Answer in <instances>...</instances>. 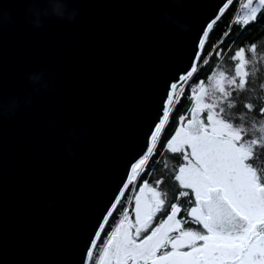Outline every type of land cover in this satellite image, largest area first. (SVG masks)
Returning a JSON list of instances; mask_svg holds the SVG:
<instances>
[{
	"label": "water",
	"instance_id": "95a60500",
	"mask_svg": "<svg viewBox=\"0 0 264 264\" xmlns=\"http://www.w3.org/2000/svg\"><path fill=\"white\" fill-rule=\"evenodd\" d=\"M59 2L0 0V264H82L221 0Z\"/></svg>",
	"mask_w": 264,
	"mask_h": 264
},
{
	"label": "snow or ice",
	"instance_id": "6c2138e0",
	"mask_svg": "<svg viewBox=\"0 0 264 264\" xmlns=\"http://www.w3.org/2000/svg\"><path fill=\"white\" fill-rule=\"evenodd\" d=\"M233 3L221 0L218 14L200 30L190 62L170 80L144 149L130 163L126 182L98 222L82 264H264V171L256 164H264V123L248 119L255 112L264 118V101L240 104L253 66L257 80L264 72V45L236 44L250 25L264 22V0H242L240 14L230 18L218 41L209 45ZM234 28L240 35H234ZM210 64L206 79L198 80ZM184 100L191 107L165 141L171 117ZM172 156H181L183 162L177 164ZM157 166L160 174L154 185L140 184ZM168 182L174 189L171 198L163 187ZM129 193L135 201L134 222L124 207ZM117 210L123 219L101 244ZM236 217L242 221L238 229L216 230L217 224L230 225Z\"/></svg>",
	"mask_w": 264,
	"mask_h": 264
},
{
	"label": "trees",
	"instance_id": "16d2710c",
	"mask_svg": "<svg viewBox=\"0 0 264 264\" xmlns=\"http://www.w3.org/2000/svg\"><path fill=\"white\" fill-rule=\"evenodd\" d=\"M239 1L240 0H234V3L230 6V8L227 10L226 14L222 17L221 21L216 25L215 29L213 30L210 39H209V45L215 43L218 41V39L221 37L222 32L226 30V25L228 24L230 18H234L235 15H239ZM234 35H240L234 28L233 30ZM233 37L230 36L229 40H231ZM243 42L245 45H250L252 43H255L259 46L264 45V22H261L258 25H250L248 30L245 31L242 35H240V40H237L236 44L239 46ZM227 43V41H226ZM262 52H264V49H261ZM255 60L253 61V64L255 65ZM260 64L264 66V60L260 61ZM213 65H207L203 67V71L199 74L198 80L199 79H206V76L204 73L209 72V69ZM250 86L248 87L247 91L242 94V99L240 100V104H242L245 101H251L255 103L256 99L259 98L261 101H264V72L260 73V79L257 80L256 78V68L253 66L251 69V75H250ZM190 105V102L188 100H184L181 105L178 106L176 113L174 116L171 117V123L169 127L167 128V131L165 133L164 139L165 141L174 134L175 129L179 123V116L182 114H185L186 109H188ZM241 108H238L237 111H240ZM248 119L249 121H252L253 119L259 120V122L264 123V118L260 117L259 112L255 113H249L248 114ZM171 159H176V156H172ZM257 166L264 171V164H262L259 160L256 161ZM150 165V169H151ZM160 173V168L157 166L156 171L150 175L149 183L150 182H155L157 179V176H159ZM144 178H142L139 183L142 182ZM136 191V189H135ZM128 199L129 203H125L124 207H127L130 209L132 205V196L131 193L128 194ZM122 215V210H117L116 213L110 218V224L109 227L107 228L102 240L101 244L105 240V237L109 232L112 230L113 224L116 222V220Z\"/></svg>",
	"mask_w": 264,
	"mask_h": 264
},
{
	"label": "clouds",
	"instance_id": "9594fccd",
	"mask_svg": "<svg viewBox=\"0 0 264 264\" xmlns=\"http://www.w3.org/2000/svg\"><path fill=\"white\" fill-rule=\"evenodd\" d=\"M174 3H176L178 6H182L184 3V0H174ZM28 11L34 12L35 14L39 15V13L36 12V10L29 9ZM53 14L56 15L60 19H67L69 22H72L75 20L76 16L78 15V10L67 9L66 8V0H60V2L57 3L56 6L54 7ZM164 18L166 21L172 23L173 26H175L176 28H178L181 31L187 32L189 30V25L187 23L180 21L179 19L173 17L171 14H169L167 12L164 13ZM33 26L41 27L42 23L39 19H37L34 22ZM41 75L42 74L31 75L29 77V79L33 82H38L41 79ZM68 155L69 156L74 155V153L71 151L70 147L68 148ZM49 206H50V204H49Z\"/></svg>",
	"mask_w": 264,
	"mask_h": 264
},
{
	"label": "flooded vegetation",
	"instance_id": "af4514ba",
	"mask_svg": "<svg viewBox=\"0 0 264 264\" xmlns=\"http://www.w3.org/2000/svg\"><path fill=\"white\" fill-rule=\"evenodd\" d=\"M176 159L177 160H175L174 159V161L177 163V164H179V163H181V162H183L182 161V157L181 156H176ZM160 174V173H159ZM143 180H142V182L141 183H144L145 181H148L149 182V179H150V175H148V174H145L144 176H143ZM157 178H158V176H157ZM154 183L155 182H150L149 184L150 185H154ZM163 187H165L166 189H168L169 190V192H170V198H171V193L173 192V186H172V184H171V182H168V183H166ZM192 199H194V196L192 197ZM187 198H182V200H181V203H182V205H187ZM240 222V221H239ZM186 227H189V228H194V229H199L200 228V226H198V225H195V224H188Z\"/></svg>",
	"mask_w": 264,
	"mask_h": 264
},
{
	"label": "rangeland",
	"instance_id": "374dc122",
	"mask_svg": "<svg viewBox=\"0 0 264 264\" xmlns=\"http://www.w3.org/2000/svg\"><path fill=\"white\" fill-rule=\"evenodd\" d=\"M241 2H242V0L239 1V10H240V4H241ZM239 14H240V12H239ZM189 107H191V104L189 105ZM189 107H188V108H189ZM178 124H179V123H178ZM177 127H178V125H177ZM174 133H175V132H174ZM140 184H143V183H140ZM138 191H139V189L137 188V189H136V192H138ZM127 205H128V203H127ZM134 209H135V201H134V198H132V205H131V207H130V212H129V220H130V222H134V221H135ZM121 219H123V214H122V215L116 220V222L113 224V226H112V230L114 229L115 225L119 223V221H120ZM112 230H111V232H112ZM111 232H109V233L107 234V236L105 237V240L107 239L108 235H109Z\"/></svg>",
	"mask_w": 264,
	"mask_h": 264
}]
</instances>
